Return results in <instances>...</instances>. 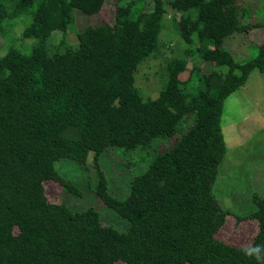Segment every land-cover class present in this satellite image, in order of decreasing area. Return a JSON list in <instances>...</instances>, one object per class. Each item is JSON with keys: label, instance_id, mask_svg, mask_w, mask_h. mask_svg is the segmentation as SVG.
Listing matches in <instances>:
<instances>
[{"label": "trees", "instance_id": "obj_1", "mask_svg": "<svg viewBox=\"0 0 264 264\" xmlns=\"http://www.w3.org/2000/svg\"><path fill=\"white\" fill-rule=\"evenodd\" d=\"M105 1L0 0V21L30 15L22 39L37 42L0 56V264H264V197L254 195L255 209L242 216L255 221L257 233L238 246L217 237L230 212L213 192L227 153L224 101L253 70L264 71V39L243 62L224 41L264 20L244 22L242 0H116L114 23H90L76 31L78 44H69L78 12L99 17ZM167 5L182 12L180 35L197 47L168 60L160 94L144 99L134 73L159 48ZM11 28L0 24L2 36ZM52 36L55 49L48 47ZM194 55L227 71L195 64L184 76ZM158 138L163 146L154 147ZM138 147L148 167L124 198L113 195L102 153ZM90 152L94 194L122 227L93 208L73 210L48 196L49 180L79 194L55 162L68 157L86 166ZM256 245L259 260L244 255Z\"/></svg>", "mask_w": 264, "mask_h": 264}, {"label": "rangeland", "instance_id": "obj_2", "mask_svg": "<svg viewBox=\"0 0 264 264\" xmlns=\"http://www.w3.org/2000/svg\"><path fill=\"white\" fill-rule=\"evenodd\" d=\"M127 1L125 0V3ZM242 1L246 9L244 22L264 20V0ZM8 6L10 1H7L6 7ZM116 6V0H106L99 17L92 19L78 12L76 28L69 27L66 34L67 42L72 45L78 44L76 31H82L90 23H97L100 19L114 23ZM166 8L163 29L159 36V48L142 61L134 73L135 85L144 99L156 98L160 94L168 75V60L186 57L187 49L197 47L195 43L187 44L180 35L178 21L182 12L169 5ZM31 19L30 15L24 13L14 18L4 17L2 22L0 21L3 28L12 26L5 32L6 36H2L5 29H0V56L12 45L28 52L37 44L33 38L22 39L24 28L30 24ZM255 29L237 32L225 39L224 46L233 54L236 61L243 62L258 53V46L264 39V27ZM52 39L53 36L48 41V47L55 49L58 43ZM19 41H23L22 45L18 43ZM187 57V68L182 73L184 76H188L195 64L204 72L214 69L222 73L227 71L226 66L216 67L213 61L199 56ZM221 126L227 153L219 167L213 192L219 203L230 213L225 224L219 229L217 237L230 244L242 246L250 244L258 231L255 221L242 216L255 209L254 195L264 197V71L253 70L246 82L228 95L224 101ZM162 140L156 139L154 147L163 146ZM149 160L148 154L141 147L132 150L112 148L103 152L101 167L109 179L110 192L124 198L130 190L131 180L145 171ZM55 168L76 187L79 194L69 193L64 190L62 184L49 180L45 184L52 201L64 200L73 210L93 208L100 212L105 223L124 226V223L94 194L93 188L98 178L93 152L88 154L86 166L75 159L62 157L55 162ZM17 231L18 228L15 229V232ZM117 264L123 263L118 261Z\"/></svg>", "mask_w": 264, "mask_h": 264}, {"label": "clouds", "instance_id": "obj_3", "mask_svg": "<svg viewBox=\"0 0 264 264\" xmlns=\"http://www.w3.org/2000/svg\"><path fill=\"white\" fill-rule=\"evenodd\" d=\"M261 246L260 245H256V246H252V247H248L246 249L243 250L244 255L246 256H255L256 259H260L261 258Z\"/></svg>", "mask_w": 264, "mask_h": 264}]
</instances>
